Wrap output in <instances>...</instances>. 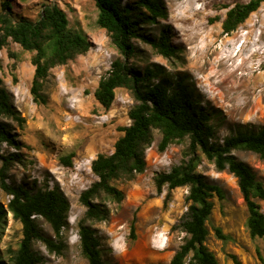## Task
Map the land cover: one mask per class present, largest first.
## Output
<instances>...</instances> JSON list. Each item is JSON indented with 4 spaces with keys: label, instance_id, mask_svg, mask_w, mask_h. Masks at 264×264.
Listing matches in <instances>:
<instances>
[{
    "label": "rangeland",
    "instance_id": "374dc122",
    "mask_svg": "<svg viewBox=\"0 0 264 264\" xmlns=\"http://www.w3.org/2000/svg\"><path fill=\"white\" fill-rule=\"evenodd\" d=\"M246 1L161 0L166 18L143 24L141 31L156 38L161 29H169L171 43L178 47L176 56L163 57L143 41L134 40L142 54L136 63L141 68L160 67L171 83L182 79L198 104L213 114L219 140L239 128L256 130L264 125V1L236 29L225 33L221 27L226 10ZM9 2L15 18L29 19L38 17L43 3H56L66 13L69 25L81 30L90 42L85 54L50 69L42 90L44 102H35L29 91L33 52L12 41L0 49V77L24 117L22 127L0 117L22 144L19 151L23 160L12 167L9 180L27 186H58L69 202L62 229L63 251L49 252L41 241H35L33 248L46 264H88L79 249L77 222L84 212L79 194L96 180L90 170L91 160L98 153H111L122 134L120 127L129 124L127 113L133 99L124 88H116L114 99L105 110L93 96L100 76L118 56L105 30L96 22L98 10L93 0ZM253 42L254 49L248 50ZM159 139L160 134L154 130L152 142L144 150L146 166L142 173L130 180L112 181L123 191L121 202L103 194L95 199L109 210L107 219L88 222L100 239L101 256L106 262L167 264L182 243L185 233L174 226L187 209V187L171 190L164 203L167 188L163 186L157 192L153 179L157 173L180 163L187 140L173 142L160 151ZM70 152L74 153L72 164L65 166L60 157ZM233 154L264 185V159L248 150H234ZM200 157L196 171L208 182L219 185L224 193L223 199L211 198L213 206L205 222L208 234L204 244L214 254L216 264H237L231 255L240 264H264V237H251L246 228L247 212L236 177L227 169L217 170L203 155ZM8 198L0 189V202L6 204ZM255 201L264 214V202L258 198ZM38 224L45 236L54 238L46 221L39 218ZM215 227L228 238H218ZM20 238L21 225L8 213L0 224V251L5 258L16 249Z\"/></svg>",
    "mask_w": 264,
    "mask_h": 264
},
{
    "label": "trees",
    "instance_id": "16d2710c",
    "mask_svg": "<svg viewBox=\"0 0 264 264\" xmlns=\"http://www.w3.org/2000/svg\"><path fill=\"white\" fill-rule=\"evenodd\" d=\"M93 1L98 10L96 22L118 52L109 69L100 76L93 96L106 110L114 99L115 89L124 88L132 97L133 105L127 113L130 122L120 127L122 134L115 140L112 152L98 153L91 160L90 170L96 180L79 194L84 212L77 222V233L80 253L87 263L111 264L102 259L100 239L88 223L103 221L108 216L107 206L95 199L103 194L116 203L123 200V191L112 181L130 180L144 171V150L152 142L154 130L160 134L157 144L160 151L173 142L187 140L180 163L157 173L153 179L157 192L163 186L167 188L164 203L171 190L187 187V209L174 226H178L185 236L167 264H216L214 254L204 244L208 234L205 222L213 206L211 198L223 199L224 193L219 185L208 182L196 171L200 155L211 161L217 170L227 169L236 177L247 212L246 228L251 237H264V214L255 201L258 198L264 202V185L255 178L250 167L233 154L234 150H248L264 159V125L256 130L242 127L219 140L213 114L198 104L182 79L171 83L160 67L145 65L141 68L136 63L142 54L135 39L166 58L178 53V47L171 43L169 29H161L156 38L141 31L143 24L166 18L161 0ZM262 1L248 0L230 6L221 22L222 30L229 33L236 29ZM9 41L33 52L29 91L35 102L45 101L42 90L50 69L85 54L90 46L86 35L69 25L66 13L56 3H43L38 17L29 19L15 18L9 0H3L0 3V49ZM8 53L15 56L12 50ZM0 117L15 121L19 127L24 123V117L15 108L1 77ZM21 146L9 125L0 121V189L9 196L6 204L0 202V224L10 213L21 225V238L16 249L6 258L0 251V264H46L34 250V242H43L49 252L60 254L63 251L62 229L66 225L69 202L58 186H27L9 180L12 167L23 160L19 151ZM73 154L60 157L61 162L70 166ZM39 218L48 223L54 238L43 234ZM130 230L133 234V223ZM214 234L221 239L228 238L218 227L214 228ZM231 258L240 264L233 255Z\"/></svg>",
    "mask_w": 264,
    "mask_h": 264
},
{
    "label": "bare ground",
    "instance_id": "6f19581e",
    "mask_svg": "<svg viewBox=\"0 0 264 264\" xmlns=\"http://www.w3.org/2000/svg\"><path fill=\"white\" fill-rule=\"evenodd\" d=\"M255 45H254V42L252 43V45L249 46V49L248 50H252L254 49ZM247 50V49H246ZM225 70H228L227 67H224ZM228 72H232L231 70H228Z\"/></svg>",
    "mask_w": 264,
    "mask_h": 264
},
{
    "label": "crops",
    "instance_id": "0c3cea01",
    "mask_svg": "<svg viewBox=\"0 0 264 264\" xmlns=\"http://www.w3.org/2000/svg\"><path fill=\"white\" fill-rule=\"evenodd\" d=\"M172 256V255H171ZM171 256L169 257V259L171 258ZM169 259H168V261H169ZM168 261H167V263H168Z\"/></svg>",
    "mask_w": 264,
    "mask_h": 264
}]
</instances>
